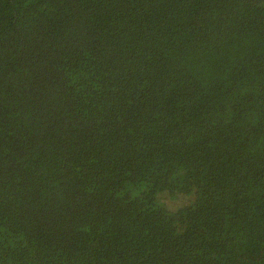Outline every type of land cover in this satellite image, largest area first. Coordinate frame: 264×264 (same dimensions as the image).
I'll list each match as a JSON object with an SVG mask.
<instances>
[{"label": "trees", "instance_id": "obj_1", "mask_svg": "<svg viewBox=\"0 0 264 264\" xmlns=\"http://www.w3.org/2000/svg\"><path fill=\"white\" fill-rule=\"evenodd\" d=\"M0 264H264V0H0Z\"/></svg>", "mask_w": 264, "mask_h": 264}]
</instances>
